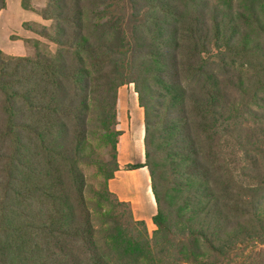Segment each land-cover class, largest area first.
Returning a JSON list of instances; mask_svg holds the SVG:
<instances>
[{"label": "trees", "instance_id": "1", "mask_svg": "<svg viewBox=\"0 0 264 264\" xmlns=\"http://www.w3.org/2000/svg\"><path fill=\"white\" fill-rule=\"evenodd\" d=\"M108 3L51 0L55 32L42 34L54 55L0 50V264H243L264 246V113L246 104L264 93L262 3L229 14L207 0H128L132 27L89 21ZM127 84L145 112V163L127 170L149 171L154 238L130 203L108 198ZM93 142L111 160L90 201Z\"/></svg>", "mask_w": 264, "mask_h": 264}, {"label": "rangeland", "instance_id": "2", "mask_svg": "<svg viewBox=\"0 0 264 264\" xmlns=\"http://www.w3.org/2000/svg\"><path fill=\"white\" fill-rule=\"evenodd\" d=\"M50 1L51 0H7L5 9L0 13V50L6 57L35 58L38 53L56 54L58 46L45 38L42 34L48 32L54 35L55 32V22L44 18L46 12H48L47 15H50V11H47ZM110 1L111 3H108L107 5L97 4L95 12L89 14V21L93 24H102L109 23V21L115 23L119 20H124L125 23L132 27L134 24L133 9L129 5L128 0ZM207 1H209L220 13L228 11L229 14H235L238 8L245 6L244 3L249 2L250 0ZM253 2L262 3L261 9L264 10V0H253ZM100 12H102L103 16L97 18L96 16ZM113 37V34L109 35V39H112ZM252 92V94H248L246 99L255 101V104L246 103L247 106L256 110L259 114H263L264 93L255 90H252ZM257 96L258 98H256ZM238 98L241 103L243 98L240 95H238ZM144 123L145 112L140 106L139 95L136 91L135 84L122 86L119 90L118 103V129L122 133L118 145L119 163L120 154L126 156L129 165H136L145 162ZM225 146H227L225 154L228 155L232 167L238 168L239 172L243 156L235 138L229 140ZM110 149V146H102L101 143L93 142V150H89L92 159L95 160L94 163H96L84 167V172L88 181V198L90 201L95 199L94 192L102 191L105 186V170L107 168L105 162L111 160ZM131 157L132 159H130ZM130 160L131 162L129 163ZM123 162H125V159ZM121 164H123L122 171L124 174H129L127 170L128 165L124 163ZM147 171L148 169L140 170L134 175L129 176L124 190L129 192L130 195L138 198V202H136L134 198H131L132 201L136 202H133L135 206L133 203L131 204L133 213H136L134 214L136 220H138V215L141 212L146 215L151 214V221H149V224H146L150 238H154L158 227L154 224L152 217L157 213V207L156 211L153 213V207L150 204L149 198V195L152 197V193L149 190L151 178L150 174H146ZM118 175L120 176L121 174ZM111 183L112 181H109V190L114 194L110 188ZM241 183L245 185L249 184L246 180H242ZM146 194L148 196H146ZM114 195L115 196H109L108 198L112 205L117 206V195ZM137 206L142 209L141 212ZM106 209V206H103V211H101L102 215L106 214ZM127 210V207L119 206L117 212L119 214L127 215ZM109 218L110 216L107 217V219ZM243 259V264H264V246L257 245L256 248L252 250L251 254L250 251L246 252Z\"/></svg>", "mask_w": 264, "mask_h": 264}, {"label": "crops", "instance_id": "3", "mask_svg": "<svg viewBox=\"0 0 264 264\" xmlns=\"http://www.w3.org/2000/svg\"><path fill=\"white\" fill-rule=\"evenodd\" d=\"M136 122H137V120H136ZM137 125V124H136ZM144 133V132H143ZM125 159V162H123V160ZM130 159H132V157L130 158ZM131 162V160L129 161V163ZM121 163H124V164H127V165H129L128 164V161H127V159H126V156L124 155V154H120V167H121V170L119 171V172H117L116 173V178L114 179V180H111L112 181V183L110 184V188H111V190H112V192L114 193V194H116L117 195V197L122 201V202H126V203H130V204H132L133 202L134 203H136V202H138V198H136V196H132V195H130L129 194V192H126L125 190H124V188H125V185H127V179L129 178V176H131V175H134L136 172H138V171H142V170H147V168H141V169H138V171L137 170H134V171H128V173L129 174H124V172L122 171V168H123V164H121ZM145 163V162H144ZM144 163H141V164H144ZM118 174H121L120 176L118 175ZM146 174L147 175H149V173H148V171L146 172ZM149 188H150V192L152 193V197H151V195H149V198H150V204L152 205V209H153V213L156 211V207H157V204H156V201H155V198H154V195H153V192H152V188H151V185L149 186ZM146 196H148L147 194H146ZM131 198H134L135 200H136V202L135 201H132L131 200ZM133 203V204H134ZM134 206H135V204H134ZM137 208L139 209V211L141 212V208H139L138 206H137ZM151 209V210H152ZM158 210V209H157ZM134 214H136L135 212H134ZM142 214V215H141ZM157 214V213H156ZM155 214V215H156ZM151 214H149V215H146L145 213H143V212H141L139 215H138V220L139 221H145L146 223H148L149 224V221H151L150 219H151V216H150ZM154 215V216H155ZM153 216V217H154ZM136 217V216H135ZM152 217V218H153Z\"/></svg>", "mask_w": 264, "mask_h": 264}, {"label": "bare ground", "instance_id": "4", "mask_svg": "<svg viewBox=\"0 0 264 264\" xmlns=\"http://www.w3.org/2000/svg\"><path fill=\"white\" fill-rule=\"evenodd\" d=\"M147 189H148V188H147ZM147 189H146V190H147ZM149 190H150V189H149Z\"/></svg>", "mask_w": 264, "mask_h": 264}]
</instances>
